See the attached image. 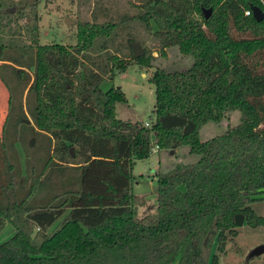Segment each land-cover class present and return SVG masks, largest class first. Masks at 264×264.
Listing matches in <instances>:
<instances>
[{
  "label": "trees",
  "instance_id": "16d2710c",
  "mask_svg": "<svg viewBox=\"0 0 264 264\" xmlns=\"http://www.w3.org/2000/svg\"><path fill=\"white\" fill-rule=\"evenodd\" d=\"M36 2L0 0V81L7 91L0 228L6 222L12 227L0 241V264H220L218 253L238 228L263 221L252 204L264 200V17L244 12L252 5L264 8L261 0L135 2L136 17L163 48L177 45L192 58L186 68L152 72L155 116L147 124L116 116L115 103L126 100L121 87H100L130 60L114 54L101 64L89 52L108 49L101 39L115 22L82 26V43L68 47L37 43L35 17L24 24L32 50L11 22L29 17ZM10 5L14 12L6 10ZM205 8H211L207 18ZM131 59L151 63L146 52H131ZM233 110L239 111L236 125L199 138L202 125ZM46 129L64 136L81 129L113 148L106 157L92 153L83 164L56 162L48 154ZM15 142L24 147L22 163L16 152L8 154ZM153 145H186L197 159L157 173L156 213L145 222L137 216L131 168ZM105 167L125 183L100 176Z\"/></svg>",
  "mask_w": 264,
  "mask_h": 264
},
{
  "label": "rangeland",
  "instance_id": "374dc122",
  "mask_svg": "<svg viewBox=\"0 0 264 264\" xmlns=\"http://www.w3.org/2000/svg\"><path fill=\"white\" fill-rule=\"evenodd\" d=\"M137 0H37L34 8L26 11L29 17L12 19L18 28L17 37L24 45H33L26 21L36 23V41L40 44L61 43L72 47L82 43L81 30L85 26L89 30L93 22H115V27L108 37L101 40L108 42V49L98 52H91L101 64L107 60V56L117 54L123 60H130L125 69L114 68L112 78H106L100 83L103 90L111 86H119L124 92L126 100L115 103L116 116L130 121H141L151 123L154 118L155 85L150 80L152 72L157 68L168 70L183 69L191 64L192 58L183 54L177 45L162 47L156 36L148 31L136 17L139 8L135 4ZM29 6V4H27ZM14 12L15 7L10 5L6 8ZM69 23L67 22V20ZM10 23V24H11ZM12 26V25H11ZM9 27L10 30L12 27ZM14 30V29H12ZM139 42L144 52L150 55V65L138 63L131 59V43ZM86 50V49H84ZM144 54V53H143ZM133 55V54H132ZM88 63V61H87ZM116 63V62H115ZM118 69V70H117ZM31 74V71H29ZM25 89L23 90V93ZM7 91L0 81V127L6 108ZM239 121V111L233 110L219 122H207L199 128V138L208 139L214 135L222 134L236 125ZM51 135L49 144V156L56 162L73 164L79 162L87 163L92 153H100L106 157L108 149L112 150V142L108 139L94 135L81 129H71L66 136L60 129H46ZM154 142L153 136L150 138ZM127 146L126 142H122ZM150 154L144 158H137L132 164V188L139 196L137 200V216L145 222L154 218L157 205V173L166 170L178 161L191 162L197 159V154L190 153L186 145L176 148L157 149L155 145ZM13 151L8 150L10 158L16 152L19 161L22 163L24 147L18 142L13 145ZM90 163V161H89ZM90 166V167H89ZM88 167L91 168V165ZM87 170L91 171V169ZM101 175L114 180L117 185L125 183L123 178L116 176L113 167H105ZM99 175V174H98ZM255 212L261 214L263 221L257 226L244 224L238 228V234L225 243V249L218 253L220 264H238L248 261L252 264L263 263L264 253L249 258L251 248L256 244L264 242V200L254 202ZM12 231L11 225L6 222L0 228V241L6 238ZM215 249V248H214Z\"/></svg>",
  "mask_w": 264,
  "mask_h": 264
},
{
  "label": "water",
  "instance_id": "95a60500",
  "mask_svg": "<svg viewBox=\"0 0 264 264\" xmlns=\"http://www.w3.org/2000/svg\"><path fill=\"white\" fill-rule=\"evenodd\" d=\"M251 9H252L253 17L256 20H261L264 17V10L260 6L252 5ZM210 13H211V8H205L204 9L205 18L209 17ZM66 20L69 23L68 19H66ZM131 47H132V54L134 57H138V56L143 55L144 50L142 49L141 45L138 42L133 41L131 43ZM262 253H264V242L256 244L253 248H251L248 256L259 255Z\"/></svg>",
  "mask_w": 264,
  "mask_h": 264
},
{
  "label": "built area",
  "instance_id": "2783aa9c",
  "mask_svg": "<svg viewBox=\"0 0 264 264\" xmlns=\"http://www.w3.org/2000/svg\"><path fill=\"white\" fill-rule=\"evenodd\" d=\"M261 2H262L263 7H264V0H261ZM262 9L264 10V8H262ZM244 12H245L246 15H251L252 14L251 7L250 8H246ZM146 124H147V122H146Z\"/></svg>",
  "mask_w": 264,
  "mask_h": 264
}]
</instances>
